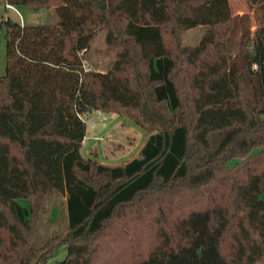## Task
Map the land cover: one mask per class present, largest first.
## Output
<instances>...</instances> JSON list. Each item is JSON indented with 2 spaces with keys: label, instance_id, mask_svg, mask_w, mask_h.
<instances>
[{
  "label": "trees",
  "instance_id": "obj_1",
  "mask_svg": "<svg viewBox=\"0 0 264 264\" xmlns=\"http://www.w3.org/2000/svg\"><path fill=\"white\" fill-rule=\"evenodd\" d=\"M0 3L60 17L3 22L0 264H50L62 246L52 264H264V0H249L253 16L229 0ZM199 25L201 42L183 44ZM103 29L116 60L85 71ZM94 110L149 133L137 157L83 156ZM55 193L68 232L36 247Z\"/></svg>",
  "mask_w": 264,
  "mask_h": 264
},
{
  "label": "rangeland",
  "instance_id": "obj_2",
  "mask_svg": "<svg viewBox=\"0 0 264 264\" xmlns=\"http://www.w3.org/2000/svg\"><path fill=\"white\" fill-rule=\"evenodd\" d=\"M233 14H254L249 7V0H229ZM19 12L10 11L13 20L22 25H56L60 21L56 7L34 10L27 6L17 7ZM7 11L5 4L0 3V75L7 73L6 53V26L4 20ZM252 30L256 27L254 20ZM208 25H199L188 29L183 34V44L187 46L198 45ZM108 31L103 29L98 32L92 41L87 60L94 70L105 71L116 60L117 51L108 50L106 44ZM87 123V135L81 152L84 157L108 165H120L137 157L140 149L148 139L149 133L134 123L129 117L115 112L104 113L94 110L83 116ZM37 225V235L34 245L40 247L51 237L65 236L68 232V218L66 196L55 193L47 202V211L40 215ZM67 250L64 246L58 248L50 259V264L65 258Z\"/></svg>",
  "mask_w": 264,
  "mask_h": 264
},
{
  "label": "crops",
  "instance_id": "obj_3",
  "mask_svg": "<svg viewBox=\"0 0 264 264\" xmlns=\"http://www.w3.org/2000/svg\"><path fill=\"white\" fill-rule=\"evenodd\" d=\"M5 8H6V11H7V14H6V17H5V19H7V18H11L12 19V17L10 16V11L11 10H13V11H16V12H19V10H18V8L17 7H15V6H13V5H9L8 6V4H5ZM20 13V12H19ZM255 13V12H254ZM254 23H255V21H254ZM255 25H256V23H255ZM255 29V28H254ZM86 139V138H85ZM84 142H85V140H84ZM84 144V143H83Z\"/></svg>",
  "mask_w": 264,
  "mask_h": 264
},
{
  "label": "built area",
  "instance_id": "obj_4",
  "mask_svg": "<svg viewBox=\"0 0 264 264\" xmlns=\"http://www.w3.org/2000/svg\"><path fill=\"white\" fill-rule=\"evenodd\" d=\"M10 4H8V6H9ZM11 6V5H10ZM86 50H83V52L82 53H84ZM82 66H83V68H84V70L85 71H90V70H92V68H91V66L89 65V63H88V60L86 59V58H84L83 60H82Z\"/></svg>",
  "mask_w": 264,
  "mask_h": 264
}]
</instances>
